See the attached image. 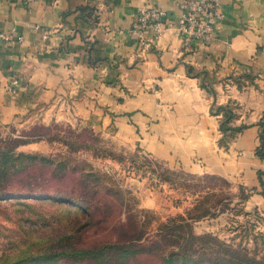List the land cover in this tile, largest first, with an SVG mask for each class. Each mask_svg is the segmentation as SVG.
I'll use <instances>...</instances> for the list:
<instances>
[{
	"label": "crops",
	"instance_id": "1",
	"mask_svg": "<svg viewBox=\"0 0 264 264\" xmlns=\"http://www.w3.org/2000/svg\"><path fill=\"white\" fill-rule=\"evenodd\" d=\"M182 1L0 0V123L93 129L171 173L225 180L264 235V0H218L211 40L190 48L176 31ZM146 3L169 26L144 46L128 30Z\"/></svg>",
	"mask_w": 264,
	"mask_h": 264
},
{
	"label": "rangeland",
	"instance_id": "2",
	"mask_svg": "<svg viewBox=\"0 0 264 264\" xmlns=\"http://www.w3.org/2000/svg\"><path fill=\"white\" fill-rule=\"evenodd\" d=\"M0 148H9L14 156L36 158L22 161L26 169L6 184L7 191H25L30 185L19 181L26 177L44 182L49 178L47 171L57 165L67 175L73 168L74 178L82 173L102 178L93 183L100 186L93 204L112 205L111 221L134 219L145 234L134 247L140 252L126 264H162L168 255L179 264H223V260L230 264H264V235L255 233L256 223L245 221L243 216L242 200L247 193L240 188L234 194L225 180L171 173V169L144 155L128 156L117 143L93 129L79 130L54 121L29 125L12 119L9 124L0 123ZM40 158L47 162H40ZM101 186L114 194H107ZM40 187L53 191L55 182ZM147 197L155 201V206H143ZM183 200L186 204L180 203ZM173 206L179 211L172 210ZM63 215L54 200L0 196V256L14 255L25 245L33 250L47 247L73 219L69 216L66 220ZM237 215L239 218H235ZM74 222L81 223L82 219ZM96 231L88 232L85 246H99L111 239L102 241ZM26 240L25 245L20 244Z\"/></svg>",
	"mask_w": 264,
	"mask_h": 264
},
{
	"label": "trees",
	"instance_id": "3",
	"mask_svg": "<svg viewBox=\"0 0 264 264\" xmlns=\"http://www.w3.org/2000/svg\"><path fill=\"white\" fill-rule=\"evenodd\" d=\"M216 113H220L221 130L232 118V108L229 106L220 107ZM264 128V121L261 122ZM261 145L257 150V155L264 157V130L260 137ZM35 157H24L22 154L14 156L9 148H0V196H26L39 199H50L60 204L66 220L72 216L69 224L64 225V232L60 236H56L53 242L44 248L33 250L30 245L24 244L23 249L18 248L14 255H1L0 264H126L128 260L135 257L140 252L134 249L136 243L140 242L144 237V232L134 222V219L128 218L125 221H111L112 205H103L101 207L93 204L98 194L97 187L93 183L99 182L102 178L96 177L91 173H82L78 178H74L76 172L73 168L69 169V173L65 169H58V165L54 169H49L48 179L44 182H37L35 177H26L19 181L30 185L23 192H11L6 190V184L15 179L19 172H23L26 168L22 166V161L34 160ZM47 162L40 158V162ZM17 162V163H15ZM65 181L67 186H64ZM45 182H55V189L48 191L41 189V184ZM35 183V184H34ZM102 187V186H101ZM107 194L113 193L110 188L102 187ZM114 194V193H113ZM98 197V196H97ZM82 219L81 223L74 222L76 219ZM78 221V220H77ZM59 222V220H58ZM97 230V236L103 240L107 237L110 240L104 241L101 245L95 247L85 246L84 240L88 239V232ZM151 243L150 245H154ZM19 245V244H17ZM146 250L142 249L141 251ZM169 256V255H168ZM163 259L162 264H179L175 260H171V256ZM96 261L91 263L90 261ZM255 262V261H254ZM223 264H230V261H224ZM220 264V263H217Z\"/></svg>",
	"mask_w": 264,
	"mask_h": 264
},
{
	"label": "built area",
	"instance_id": "4",
	"mask_svg": "<svg viewBox=\"0 0 264 264\" xmlns=\"http://www.w3.org/2000/svg\"><path fill=\"white\" fill-rule=\"evenodd\" d=\"M176 31L181 43L190 48L194 43L208 44L221 18L218 0H184L178 4ZM165 12L156 5L146 3L139 10L128 30L138 43L147 45L148 35L153 39L161 35V28L169 26L164 23ZM0 40L6 37L0 34ZM17 81L12 83L11 92L16 90Z\"/></svg>",
	"mask_w": 264,
	"mask_h": 264
}]
</instances>
